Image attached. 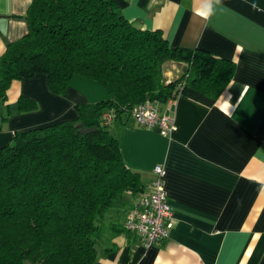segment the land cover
I'll return each instance as SVG.
<instances>
[{"label": "crops", "instance_id": "crops-1", "mask_svg": "<svg viewBox=\"0 0 264 264\" xmlns=\"http://www.w3.org/2000/svg\"><path fill=\"white\" fill-rule=\"evenodd\" d=\"M136 27L158 29L172 47H201L233 60L235 71L210 106L177 95L156 101L172 119L169 134L139 125L130 114L108 124L121 156L144 187L153 167L166 169L164 185L172 207L168 236L145 247L123 229L137 194L124 192L107 213L93 264H264V0H115ZM30 0H0V55L7 42L28 30ZM183 69L163 64L165 81ZM36 101L20 111L19 95ZM108 96L98 82L73 75L64 95L51 92L38 72L13 80L0 98V147L16 130L73 119L75 104Z\"/></svg>", "mask_w": 264, "mask_h": 264}, {"label": "trees", "instance_id": "trees-1", "mask_svg": "<svg viewBox=\"0 0 264 264\" xmlns=\"http://www.w3.org/2000/svg\"><path fill=\"white\" fill-rule=\"evenodd\" d=\"M27 32L0 55V98L13 80L42 72L64 95L73 75L108 96L75 104L77 115L16 130L0 147V264H93L97 240L120 196L143 190L102 114H130L146 99L177 95L210 106L231 80L233 60L201 47H172L158 29L136 27L115 0H30ZM183 64L172 80L163 64ZM20 111L36 101L19 95ZM81 127H95L81 133Z\"/></svg>", "mask_w": 264, "mask_h": 264}, {"label": "built area", "instance_id": "built-area-1", "mask_svg": "<svg viewBox=\"0 0 264 264\" xmlns=\"http://www.w3.org/2000/svg\"><path fill=\"white\" fill-rule=\"evenodd\" d=\"M130 115L139 125L156 128L163 134H169L172 129L171 117L159 113L155 100L146 99L136 104ZM101 118L103 124H109L113 114L105 111ZM152 171L153 178L137 193L135 202L122 221L123 229L135 234L145 247L165 239L174 223L172 207L164 185L166 169L161 164H155Z\"/></svg>", "mask_w": 264, "mask_h": 264}, {"label": "clouds", "instance_id": "clouds-1", "mask_svg": "<svg viewBox=\"0 0 264 264\" xmlns=\"http://www.w3.org/2000/svg\"><path fill=\"white\" fill-rule=\"evenodd\" d=\"M213 4H220V0H208L205 7L207 12L210 14L213 10Z\"/></svg>", "mask_w": 264, "mask_h": 264}, {"label": "water", "instance_id": "water-1", "mask_svg": "<svg viewBox=\"0 0 264 264\" xmlns=\"http://www.w3.org/2000/svg\"><path fill=\"white\" fill-rule=\"evenodd\" d=\"M95 127H81L79 126V131L83 134L94 131Z\"/></svg>", "mask_w": 264, "mask_h": 264}]
</instances>
